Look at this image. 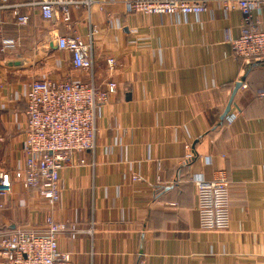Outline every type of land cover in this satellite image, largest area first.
I'll use <instances>...</instances> for the list:
<instances>
[{
	"label": "crops",
	"instance_id": "obj_1",
	"mask_svg": "<svg viewBox=\"0 0 264 264\" xmlns=\"http://www.w3.org/2000/svg\"><path fill=\"white\" fill-rule=\"evenodd\" d=\"M40 1L0 0V168L24 165L30 82L87 79L57 50V35L88 41L93 32L96 84L118 89L101 107L96 148L76 156L86 163L61 171L60 201L50 207L14 182L0 202V237L42 230L51 216L67 227L58 243L73 264H264V62L234 55L242 13L225 12L222 0L188 15L132 14L123 1L98 0L72 8L69 22L60 11L46 21ZM14 9L28 15L24 28ZM253 20L264 30V16ZM7 39L15 47L3 53ZM238 82L228 123L221 117ZM217 172L230 183L231 225L203 231L194 178Z\"/></svg>",
	"mask_w": 264,
	"mask_h": 264
},
{
	"label": "built area",
	"instance_id": "obj_2",
	"mask_svg": "<svg viewBox=\"0 0 264 264\" xmlns=\"http://www.w3.org/2000/svg\"><path fill=\"white\" fill-rule=\"evenodd\" d=\"M115 1V0H114ZM132 14L146 15H188L208 11L209 0H120ZM98 0H42L39 8L46 21L56 19L60 11L64 22L71 19V9H90ZM225 12L242 13V33L232 41L237 58L264 62V30H258L254 15L264 16V0H222ZM4 7L0 5V12ZM16 23L24 28L28 15H21L14 9ZM94 33L88 41L79 36L57 35L55 45L58 51L71 57L73 70L84 73L85 80L75 78H39L30 82L25 93L26 137L22 148L24 165L13 171L0 168V202L13 193L14 182L24 189H37L50 207L61 197L60 173L63 169L85 159L76 156L96 148L98 119L101 107L117 92L118 85L108 81L96 84V48ZM15 47L14 41L2 43L1 52ZM110 71L119 62L115 56L107 58ZM264 99V92L259 95ZM228 123L237 119L236 113H228ZM186 163L192 161L190 147ZM199 227L203 231H226L231 225L230 183L224 172H217L207 180L202 175L194 178ZM0 208L2 204L0 203ZM67 227L46 216L42 230L18 229L0 237L3 251L2 264H73L69 253L61 251L58 236ZM90 232H92L90 230ZM145 264V262H141Z\"/></svg>",
	"mask_w": 264,
	"mask_h": 264
},
{
	"label": "water",
	"instance_id": "obj_3",
	"mask_svg": "<svg viewBox=\"0 0 264 264\" xmlns=\"http://www.w3.org/2000/svg\"><path fill=\"white\" fill-rule=\"evenodd\" d=\"M240 87H241V83L238 82V83L236 84V86H235V89H234V92H233L232 98H231V100H230V102H229V104H228V106H227V108H226V110H225L223 116L221 117L222 119H224V118L226 117V115L229 113V111H230V109H231L232 101H233V99H234V96H235L236 92L238 91V89H239Z\"/></svg>",
	"mask_w": 264,
	"mask_h": 264
}]
</instances>
